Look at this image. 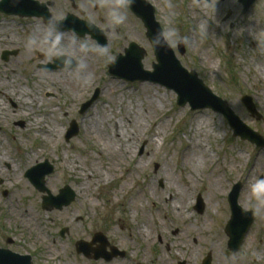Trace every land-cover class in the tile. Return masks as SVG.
I'll use <instances>...</instances> for the list:
<instances>
[{
  "label": "rangeland",
  "instance_id": "rangeland-1",
  "mask_svg": "<svg viewBox=\"0 0 264 264\" xmlns=\"http://www.w3.org/2000/svg\"><path fill=\"white\" fill-rule=\"evenodd\" d=\"M41 1L48 5L51 20L56 21L67 13H73L78 17L87 18V21L89 20L98 28L107 30L105 32L106 44L102 47L89 35L79 37L70 31L68 35L74 41L77 52L71 48H65L64 51L59 48L54 52L47 46H28L27 39L34 37L32 31L37 26L44 29L45 24L41 19L21 18L0 13V48L19 46L16 61L12 56L7 62L1 61L5 66L0 67V76L2 78L4 75L9 76L11 71L15 73L11 84L14 90L10 95L18 104L19 118H25L23 127L8 122L3 124L2 129L0 128V167L3 165L4 168L5 162H8L15 173L12 186L0 187V189L12 188L9 202L7 200L0 203L2 222L0 244L18 253H28L33 264H91L93 262L91 259L76 252L75 242L80 239L89 241L93 233L100 231L118 247L129 249L130 254L123 260L117 259L111 263L99 261L97 264H135L136 258L150 260V254L153 252L150 246L146 248L140 243L141 241L137 240L139 234L136 230L137 228L146 229V226L152 229L154 223L157 224L154 228H159L158 233L162 238L161 244L154 243L165 251V255L161 258H152L154 262L151 264H176L179 258L184 259L185 257L175 256L174 250L171 252L174 247L170 246V243H173L171 239H177L181 232L189 234V231L192 235L191 240L194 239L196 243L192 240V246L185 250L187 252L184 259L186 264H196L208 252L211 253L212 264H264V253L258 259L259 253L256 250L259 241L264 238V201H258L251 193L252 186L259 184V178L264 179V147L259 148L248 141L233 137L232 129L222 115L211 109L191 110L188 104L178 106L176 93L172 89L149 81H124L107 73L109 63L117 55L122 54L130 42L136 43L145 51L141 61L143 69L152 71V65L156 62L146 36V29L140 19L130 11L126 0H72L74 7L70 0ZM148 1L155 9V19L162 28V32L171 24L178 30L180 36L188 37V42L183 44V54L178 52L177 44L169 43L181 66L187 71L194 70L214 94L228 102L243 122L264 137V104L259 98V94L263 92L261 84L264 81L255 68L259 63L257 56L261 52V47L264 49V22L258 25L259 34L256 31V35L245 33L249 20L259 18L256 13L259 0H256L244 14L241 13L242 5L239 0ZM195 3H200L201 8L206 14L208 13V16L200 17L201 21H199L200 18L195 20L192 9ZM116 7L124 14V22L126 21L127 26L131 24L130 22L134 23L133 35L125 32L127 29L125 23H112L109 12ZM227 11L231 12L230 16L224 19ZM212 17L216 18V28L211 22ZM10 39H12L11 42H9ZM87 40L90 43H86ZM62 46H64L63 41ZM56 52H63L78 62L75 69H60L59 71L74 74L84 70L86 62L92 63L93 81L85 86L83 92L80 90L82 84L77 86L81 91V97L78 99L69 100L70 95L68 98L64 95L60 82H49L48 79L44 82L36 80L33 76L35 72H51V70L38 68V65L51 61ZM75 75L80 77L78 74ZM111 85L115 90L104 93V88L106 86L111 88ZM142 86H149L151 89L147 91L142 89ZM95 87L100 90L98 99L87 111L79 114L81 102L91 96ZM18 88L31 90V93L39 99L43 97L44 103L39 100L37 102L39 103L38 111L44 107L47 119L45 123L39 124L38 128L33 122L34 116L23 112H34L33 107L35 106L29 103L27 105L32 106L29 109L25 103L17 99ZM152 92L160 95L158 98L160 102L155 108H150L145 101V96H149ZM243 95L252 97L256 108L262 115L261 119H256L249 114L241 102ZM126 106L134 111L140 110L143 116L142 124L136 130L137 135L129 142L134 156L126 159V170L118 169L111 179L96 181V183L92 178H85L87 175H81L77 166L76 170L67 171L65 163L70 158H74L78 166H87L92 155L97 157L96 146L83 139L82 124L85 119L97 112L103 120L106 113L109 118L102 124V130L109 135ZM147 110L150 111L149 114L146 113ZM197 117H202L207 121L208 134L204 133L199 137L194 135L191 139L190 134L195 130L194 122ZM53 120L58 123V131L61 130L63 133L58 138H50L51 143H48L42 138L43 133L40 130L45 128L43 125L48 126ZM72 120L77 122L79 131L66 141L64 135ZM161 121L168 123L165 130L158 128L157 124ZM197 140L201 141L206 148H210L212 155L215 154L213 163L208 164L209 161L202 163L199 174L205 176L211 171H216L224 182V193L220 197L211 199L207 183L200 182L199 178L193 197L184 200V203H190L188 211L191 216L188 220L180 222L179 219L173 218L169 211L161 209L162 205L168 208L169 194L173 192L172 188L167 187L163 170L167 165L173 171V175L185 176V173H180L179 158L184 149L191 143L195 144ZM18 146L21 148L19 149ZM258 156H263V160L260 169L255 172L251 168ZM101 158L102 161L100 160L99 163L106 161L103 155ZM44 160L54 166V172L46 178L47 183L45 184L53 193H56V189L61 187L63 182L72 185L76 182L74 186L80 199L62 209L61 212L42 209L43 194L35 190L22 176L24 169ZM137 162L141 164L140 168L137 167L138 169L134 167ZM231 162L233 167L230 166ZM217 166H220V169H217ZM132 169L131 174L133 175L129 177L131 179L127 182V186L121 193H117L118 186L122 184L126 174ZM4 170L6 171L5 168ZM238 181L241 184L238 204L245 210H252L254 223L246 234L240 251L232 254L227 250L226 241L224 243L222 238L226 236L224 229L230 218L227 194ZM178 182L184 184L182 180ZM150 183L154 185L153 190L156 196L148 194L151 190ZM247 189H250L249 194H245ZM163 190L168 191L164 198L160 195ZM136 193L140 195L131 202ZM198 196L201 197L203 203L200 213L194 209ZM160 198L162 202L157 201ZM11 207L27 208L39 216L37 222L47 239L45 241L53 253L54 250L59 252L58 256L48 257L49 253L46 254L44 244L36 243L33 235L29 230L27 231L25 226H17L15 220L5 211L6 208ZM158 211L160 214L156 220L155 214ZM204 218L206 224L203 225L202 219ZM63 226H66L68 230L62 237L58 231ZM196 227L201 231L196 230L198 234L195 231ZM177 229L178 233L172 235V231ZM184 229L186 230L183 231ZM10 235H13L14 242L13 245L7 246L5 238ZM165 241L168 242L170 254L166 251ZM143 249H145L144 254Z\"/></svg>",
  "mask_w": 264,
  "mask_h": 264
},
{
  "label": "bare ground",
  "instance_id": "bare-ground-1",
  "mask_svg": "<svg viewBox=\"0 0 264 264\" xmlns=\"http://www.w3.org/2000/svg\"><path fill=\"white\" fill-rule=\"evenodd\" d=\"M201 7L202 6L200 3H195L194 6H192L196 21L200 17H205V15L208 16V13L206 14V12ZM111 8H112V5L110 6V9ZM256 13L259 15V18L251 19L249 20V23L246 24L247 29L245 33L247 35H256V32L257 34H259L258 25H261L264 22V0H259V5L257 7ZM201 20L202 18L199 19V21ZM125 22L123 21V23ZM211 22L216 28L217 22H216L215 17L211 18ZM130 23L131 24H128V26L125 23L127 26V29L125 30V32L128 35H133L135 27L133 26L134 23L132 22ZM8 26H10V24H8ZM42 31H43L42 28L40 26L39 27L37 26V28H35L34 31H32V33L34 37H38V35L41 34ZM68 33L69 32H65L62 34V37H63L62 41L64 43V46H61L59 50L64 51L65 48H71V49H74L75 52H77L78 49L76 48L75 43L71 39V37L69 38ZM11 41L12 39H10L9 42ZM86 43H90V42L87 40ZM257 57L259 58V63L255 68H256V71L258 72V75L264 81V49L263 47H261V52ZM14 61H16V59H14ZM3 66H5V64H3L0 61V67H3ZM83 68L84 70H82L81 72L78 71V73H74V74L72 72L52 70L51 72H35L33 76L36 78V80H42L44 82H45V79H48L49 82H60L64 95L67 98H68V95H70L68 99L72 101V100L80 98L81 97L80 92L81 91L83 92L86 88L85 86L88 83H91L93 81L94 75L92 73L93 72L92 63L86 62ZM75 74H78V76L80 75V77H77V75ZM12 76L15 77L12 71L9 73V76L4 75L3 78L0 76V87L3 89L4 95H9V94L12 95L13 88L11 84L14 81ZM80 83L82 84L80 86L81 91H79L77 87ZM261 86H263L262 88L263 92L261 93L259 92L260 93L259 98H260L261 103L264 104V82L261 84ZM142 89L149 91V89L151 88L149 86H142ZM114 90L115 88L112 87V85H111V88H108V86H106L104 88V93L106 92L109 93ZM34 95L35 94L31 93V90L18 88L17 99H19L22 103H25V105L29 109L32 106H29L27 104L31 103L33 106H35L33 107L34 108L33 122L35 126H37L38 128L39 124L41 123L43 124L46 122L47 113L44 107L42 108V110L38 111V107H39V103H37L38 100L39 102H42V103H44L43 102L44 100H42L43 97L40 98L41 99L40 100L39 97L34 96ZM158 98H160V95L157 93L155 94V92H152L151 94H149V96H145V101L150 108H155L158 102H160V99ZM1 105H3V103H1ZM149 112H150L149 110L146 111V113L148 114ZM104 115H105L104 116L105 119L102 120L99 117V114L97 112L92 113L89 117L85 119V122L82 124L83 139L85 141L91 142L93 146H96L98 150L97 152L98 154L96 155L97 157L92 155L88 165L87 166L80 165L81 168L80 166L75 164L76 160L74 158L68 159V161L65 163V167L67 171H71V169L76 170V166H77V169H79L81 175L83 176L87 175L85 178L87 179L92 178L93 182L95 183L96 181H107L111 179L112 176L116 175L118 169L120 170L121 168H123V171L126 170L125 168L126 159L127 158L130 159L132 156H134L133 154L134 152L130 150L129 142L132 137L137 135L136 130L140 128L142 124V117H143L141 115L140 110L134 111L133 109H130L128 106H126V109L124 110L122 115H120V119H118V121H116L115 124L113 125L112 132H110V134L108 135L102 130L103 128L102 124L104 123L105 120L109 118V116L106 115V113ZM129 116L130 118L132 117V119H130ZM50 123L51 124L48 126L43 125V127L45 128H41L40 130L43 133L42 138L46 139V142L48 143H51L49 141L50 138L52 139L58 138L59 135H62L63 133L61 130L58 131V128H57L58 123L56 121L53 120ZM194 123H195V130L191 131V134H190L192 135L191 139L194 137V135L199 137L203 135L204 133L206 135L208 134V123L206 120H203L202 117H197ZM167 124H168L167 122L161 121L157 125L159 129L165 130ZM101 155H103L104 159L106 160L103 163H99L100 160L102 161ZM214 155H215L214 153L212 155L210 148H206L201 141L199 142V140H197L195 144L191 143L190 145H188L184 149V151L181 153V156L179 158L180 164H181L180 173L182 172L185 173L186 174L185 176H183L182 174L181 175L179 174L178 176L173 175L174 174L173 171L167 165H165V169L163 170V175L167 181V187L172 188L173 192L171 195L169 194L170 204L168 208L162 205L161 209H164L165 211H169L170 215L173 218L179 219L180 222L184 220H188L189 217L191 216L190 211H188V207L190 203H184V200H187L193 197L194 190L198 187L197 184H198L199 178H200V182L204 181L205 183H207V186L209 188V195H211L210 196L211 199L212 197L215 198V197H218V196L220 197L223 195L224 182L221 179V175L216 173V171H211L209 174L205 176L199 174L201 171L202 163L205 164L208 161H209L208 164L213 163L215 160ZM262 160H263V156H258L251 169L257 172V170L260 169L262 165ZM230 166L233 167L232 162ZM134 167H136V169L140 168L141 167L140 162H137ZM218 168L220 169V166H217V169ZM133 169L131 171L129 170V173L126 174V177L122 181V184L119 185L117 188L118 189L116 191L117 193H121L125 189V187L127 186V182L129 181V179H131L129 177L133 175L131 174ZM179 180H182L184 184L179 183L178 182ZM153 187L154 185L150 183L149 188L151 190L148 191V194L150 196H153V195L156 196V193H154ZM249 191L250 189H247L245 191V194H249ZM167 193L168 191L163 190L160 192V195L161 197L164 198V195ZM139 195L140 194H137V193L133 195L131 202L135 201L136 197H138ZM208 200H210V198ZM157 201H161V198L160 200L158 199ZM6 213L9 215V217H12L15 220V223L17 224V226L19 227L25 226L27 230L30 231V234L33 235V239L36 243L41 244V245L44 244L43 246H44V249L46 250V254L49 253L47 255L48 257L51 258L53 256L55 257L58 256L59 254L58 251L54 250V253H53V251L48 247V244L45 241L47 239L44 237L42 233V228L41 226H39L37 222L39 216L36 215L35 212H33V210H28L27 208L23 209V208H18V207H11V208L6 209ZM158 214H160L159 211L156 212L155 214L156 220H158ZM202 223L203 225L206 224L205 218L202 219ZM155 225L157 226V224L153 223V227H152L153 231L152 229H150L151 227H148V226L145 227L146 229L143 228L144 230L143 229L141 230L140 228L139 229L137 228L136 230L137 233L139 234L138 236L140 237L141 241L144 242L146 245L154 244L155 242L154 239L159 236V233H158L159 228H154ZM186 229H184L183 231H185ZM196 230L200 231L199 229H197V227L195 228V231ZM190 232L191 231H189V234L188 232H181V235L177 237V239L176 238L171 239L172 241L175 242V243L174 242L170 243V246L174 247L175 255L180 256L182 254L183 256L186 257L187 252H185V250L192 246L191 241L193 240V243H196L194 239L191 240L192 235L190 234ZM157 233L158 235L154 238V234H157ZM222 241H224L225 243L226 238L223 237ZM256 250L259 253L258 259H260L262 254L264 253V238L259 241V245L257 246ZM190 254L192 255L193 252ZM162 255L163 253L161 252L160 256ZM160 256H158V258ZM142 258H144L143 255H142Z\"/></svg>",
  "mask_w": 264,
  "mask_h": 264
},
{
  "label": "water",
  "instance_id": "water-1",
  "mask_svg": "<svg viewBox=\"0 0 264 264\" xmlns=\"http://www.w3.org/2000/svg\"><path fill=\"white\" fill-rule=\"evenodd\" d=\"M19 3V8L12 10L9 4L10 0H2L0 2V9L6 13H17L20 15H43L48 18V14L45 10L39 9L37 6L30 7L25 0H16ZM255 0H240L243 5L242 12H246ZM11 4V2H10ZM132 11L141 18L145 27L147 28L146 35L149 40L156 32H162L158 23L154 20V9L145 0H134V3L130 5ZM73 24H68L73 22ZM76 22V23H75ZM60 28L74 29L79 35H84L86 32L91 33L92 36L104 45V38L101 33L96 30L92 25L78 21L71 15H68L66 19L59 22ZM156 55L157 64L153 65L154 71H144L141 64L144 51L138 48L134 43H131L129 48L125 50V55H118L116 61L109 65V72L113 76L123 78L129 81L134 80H149L155 83L162 84L170 89H173L177 94V104L184 106L188 103L191 109L211 108L213 111L223 115L228 124L233 128V134L239 135L242 139H248L251 142L264 146V140L258 135V133L251 130L227 107L226 102L217 97L212 91L203 84V82L197 78L194 71L187 72L180 66L179 61L175 58L172 50L168 45L159 48H153ZM178 50L180 53L184 52L183 44H178ZM63 56H57L55 63L48 66L49 68L65 67L61 60ZM72 65L68 66L71 67ZM96 95L94 96V98ZM242 101L246 108L252 115L256 114L251 98L244 96ZM92 100L82 105V111L90 105ZM258 117V116H257ZM77 132L76 125L72 122L71 128L68 130L66 139H69ZM50 172V166L47 163L38 164L32 167L28 171V176L34 185L43 190L42 179L45 174ZM262 183V181H261ZM240 189V185L235 186L229 194L228 200L231 208V219L226 225L225 232L229 236L228 246L232 251H235L240 245L244 235L246 234L250 224L252 223V213L243 211L237 205V197ZM73 199L72 194L67 189H62L60 194L56 197L48 196L43 198L42 207L45 209H51L53 207L61 208L64 205H68ZM197 209L202 210V203L199 200ZM98 240L103 247L106 242L102 234L96 233L93 237V242ZM77 251H83L87 256L89 252V244L78 241ZM107 257L102 249L96 250L95 258ZM210 257H206V261L203 264H209ZM0 264H29L28 257L19 255H10L6 252H0Z\"/></svg>",
  "mask_w": 264,
  "mask_h": 264
},
{
  "label": "clouds",
  "instance_id": "clouds-1",
  "mask_svg": "<svg viewBox=\"0 0 264 264\" xmlns=\"http://www.w3.org/2000/svg\"><path fill=\"white\" fill-rule=\"evenodd\" d=\"M134 0H127V4L131 5ZM110 19L114 24H120L124 21V14L119 11V8H113L109 12ZM62 29L60 28L59 22L55 20L47 21L44 29L39 37H29L27 39L28 46L38 45L47 46L51 51H56L62 46ZM151 46L159 48L166 46L169 43L172 44H183L188 42L187 36H180L178 30L169 24L167 29L163 32H156L150 39ZM65 67L72 65V59L69 56H64L61 60ZM252 195L258 201H264V184H255L251 188Z\"/></svg>",
  "mask_w": 264,
  "mask_h": 264
},
{
  "label": "flooded vegetation",
  "instance_id": "flooded-vegetation-1",
  "mask_svg": "<svg viewBox=\"0 0 264 264\" xmlns=\"http://www.w3.org/2000/svg\"><path fill=\"white\" fill-rule=\"evenodd\" d=\"M40 3H44L42 2L41 0H38ZM72 5L74 6V4L72 3ZM9 52V54L7 55V59L12 56L14 59L17 60V57L19 55V46L17 45H14L12 48H9L7 50ZM0 55H1V58H2V49L0 50ZM13 59V60H14ZM41 65H38V68H40ZM1 103H3V105H1ZM1 103H0V123H8V122H11L13 123L14 125H16L18 123V120H19V116H18V105L15 101H13L11 98H7L6 100H1ZM23 124H24V121H23ZM4 168L6 169V171L4 170ZM4 168H3V165L0 167V187L2 186H12L13 185V180H14V170L11 169V165L8 163V162H5V165H4ZM23 178L26 179V176L25 174L23 175ZM49 177V176H48ZM28 180V179H27ZM74 183V182H73ZM76 183V182H75ZM74 183V185H76ZM3 189L4 188H1L0 189V199L2 200V198L4 197V192H3ZM73 190L76 194V198H75V201L77 200V194H78V191L77 189L75 188V186L73 187ZM1 216H0V227H1ZM177 231L173 232V234H175ZM2 234L0 233V241L2 240ZM157 236V234H154V238ZM155 242L157 241L158 243L161 242V238L160 236H158L157 238L154 239ZM110 242V245L108 246V251L111 252V249L110 247L112 246H117L113 241L109 240ZM5 243L7 246H11L13 245V240L9 239V238H5ZM4 245L3 244H0V248H3ZM151 249L153 250V252L150 254V260L148 259L146 261V259L143 260L144 263H147V264H151V262H154L152 258L154 257H157V251H156V248L155 246H152ZM119 252H122V256H116V257H113L109 262H112L114 260H117L118 258H121V259H124L125 256H126V250L124 248H120L118 249ZM166 250H169V247L167 245L166 247ZM152 259V260H151ZM135 262H138V260H134ZM184 264H185V261H183Z\"/></svg>",
  "mask_w": 264,
  "mask_h": 264
}]
</instances>
